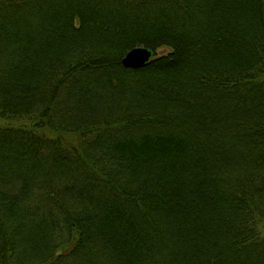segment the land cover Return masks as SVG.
<instances>
[{"label": "trees", "instance_id": "1", "mask_svg": "<svg viewBox=\"0 0 264 264\" xmlns=\"http://www.w3.org/2000/svg\"><path fill=\"white\" fill-rule=\"evenodd\" d=\"M0 119V264H264V0H0Z\"/></svg>", "mask_w": 264, "mask_h": 264}, {"label": "water", "instance_id": "2", "mask_svg": "<svg viewBox=\"0 0 264 264\" xmlns=\"http://www.w3.org/2000/svg\"><path fill=\"white\" fill-rule=\"evenodd\" d=\"M152 52L143 46H136L128 50L122 58L125 67L138 68L151 58Z\"/></svg>", "mask_w": 264, "mask_h": 264}, {"label": "rangeland", "instance_id": "3", "mask_svg": "<svg viewBox=\"0 0 264 264\" xmlns=\"http://www.w3.org/2000/svg\"><path fill=\"white\" fill-rule=\"evenodd\" d=\"M170 50V48L169 47H167V46H162V47H159V48H157L156 49V51H155V55H161V54H164V53H166V52H168ZM152 52V51H151ZM152 56V55H151ZM1 122H4L2 119H0V123Z\"/></svg>", "mask_w": 264, "mask_h": 264}]
</instances>
